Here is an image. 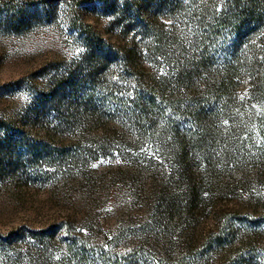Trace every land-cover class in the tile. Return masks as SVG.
Instances as JSON below:
<instances>
[{
    "label": "rangeland",
    "instance_id": "obj_1",
    "mask_svg": "<svg viewBox=\"0 0 264 264\" xmlns=\"http://www.w3.org/2000/svg\"><path fill=\"white\" fill-rule=\"evenodd\" d=\"M226 1L0 0L20 15L0 13V264H264V0L218 26L205 11ZM234 56L233 92L196 75L200 90L178 85L185 114L141 125L152 79ZM223 101L209 160L181 162L167 123Z\"/></svg>",
    "mask_w": 264,
    "mask_h": 264
},
{
    "label": "trees",
    "instance_id": "obj_2",
    "mask_svg": "<svg viewBox=\"0 0 264 264\" xmlns=\"http://www.w3.org/2000/svg\"><path fill=\"white\" fill-rule=\"evenodd\" d=\"M255 2L254 0H227L224 2V5L222 6L221 11H210L208 7L205 11L206 14L211 16V21L218 22L217 25H223V26H229L231 23L237 25L238 23H241L245 19V15L247 14L248 6H251V3ZM0 2V13L5 15V17L14 16L15 18H19V14L16 15V13H11L9 10H7L5 5H2ZM243 6V10H242ZM84 29H86L88 32L93 33L92 26L88 23L81 22ZM199 66L197 68L194 65L185 66L178 68L175 73H173L171 78L168 77L169 81H166L165 83L161 78V76L156 77L152 79V82H154L155 88H153L154 93H148L146 98L142 99L139 98L135 101V107L137 109L136 115L140 119L141 125L143 121L150 123L152 122V119L150 118H157V116H151L148 117L149 112L151 111L152 114H162L167 110V108L172 107V109L175 111L176 115L185 114V109H181V106L184 103V96H179V94H182V89L180 88L182 83H191L190 85H187L189 87H193L196 90H200L199 84L196 85L195 76L199 75L202 76V80L199 81V83H202L206 81V86L204 88V93L208 95H217V99H222V97L226 96L224 93L226 91L225 87L232 82L231 85V91L233 92V89L235 88V77L239 75V72L241 70L240 65L235 61V56L229 60L227 58L224 67L223 68H217V70L213 73H207L203 71L202 67L205 66V59L198 57ZM199 67V68H198ZM264 67V63H263ZM259 68V65L257 66ZM264 78V75H263ZM180 85V87L178 86ZM161 88V89H156ZM169 90L172 94L175 92L176 99L166 95L165 93ZM179 93V94H178ZM257 94V89L255 91ZM167 96L168 100L166 102V98L163 96ZM158 95H162L163 97H158ZM172 98V99H171ZM164 99V101H162ZM142 100V101H141ZM213 105H209V107L206 104L197 103L195 105L196 109L192 111V118L194 120V124L186 130L182 131L180 129H177L174 127V121L170 119V122L167 123L168 126L171 127V129L174 131V133L178 136V138L181 141L182 144V150H179L181 159V162L187 163L188 158H186V151L187 147H190V150H193L194 155L204 157L206 160L209 156L208 154H211L212 150L210 144L213 145L214 143V135L215 131H213V126L207 122L208 120H215L218 119V115L225 114V112H231L230 105L223 101L221 105L214 108ZM227 109V111H226ZM188 111V110H187ZM190 116V115H189ZM213 125V124H212ZM211 133V135H210ZM210 135V136H209ZM192 147V148H191ZM213 148H216L215 145L212 146ZM211 152V153H210ZM230 230L225 231V229H222V231L215 236L214 239L215 243L225 242L228 238V235H230ZM203 252H199L195 256H191L189 258L182 256L180 257L182 260L178 264H203V260L207 261L209 260V257Z\"/></svg>",
    "mask_w": 264,
    "mask_h": 264
}]
</instances>
